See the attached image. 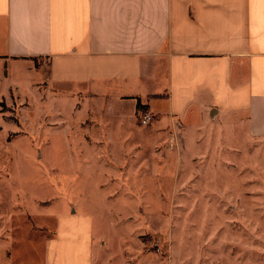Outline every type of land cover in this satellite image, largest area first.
<instances>
[{
	"label": "crops",
	"instance_id": "0c3cea01",
	"mask_svg": "<svg viewBox=\"0 0 264 264\" xmlns=\"http://www.w3.org/2000/svg\"><path fill=\"white\" fill-rule=\"evenodd\" d=\"M5 69L33 74L28 84H45L49 111L89 122L80 136L110 149L116 136L144 149L139 135L153 149L170 127L178 142L169 149L202 131L209 149L230 148L237 134L264 146V0H0ZM138 100L149 126L136 124ZM167 154L162 167L141 169L167 178L178 166ZM62 194L53 235L33 249L0 241V264H98L96 213L82 195Z\"/></svg>",
	"mask_w": 264,
	"mask_h": 264
},
{
	"label": "rangeland",
	"instance_id": "374dc122",
	"mask_svg": "<svg viewBox=\"0 0 264 264\" xmlns=\"http://www.w3.org/2000/svg\"><path fill=\"white\" fill-rule=\"evenodd\" d=\"M32 75L0 71L1 242L42 244L70 191L96 213L98 264H264V146L241 145L237 134L230 148L209 149L202 131L183 137L184 149H169L178 142L170 127L153 149L149 135L132 138L144 149H125L119 136L110 149L80 136L89 122L49 111L45 84L30 86ZM144 113L137 112L138 126L153 122L143 125ZM66 126L70 135L61 131ZM167 153L178 165L167 178L141 169L162 167Z\"/></svg>",
	"mask_w": 264,
	"mask_h": 264
},
{
	"label": "built area",
	"instance_id": "2783aa9c",
	"mask_svg": "<svg viewBox=\"0 0 264 264\" xmlns=\"http://www.w3.org/2000/svg\"><path fill=\"white\" fill-rule=\"evenodd\" d=\"M152 120H153V116L149 112H146L141 115V122L143 125H149Z\"/></svg>",
	"mask_w": 264,
	"mask_h": 264
},
{
	"label": "trees",
	"instance_id": "16d2710c",
	"mask_svg": "<svg viewBox=\"0 0 264 264\" xmlns=\"http://www.w3.org/2000/svg\"><path fill=\"white\" fill-rule=\"evenodd\" d=\"M137 106H138V109H140V110H142V109L146 110L145 109L146 107L141 104L140 100H138Z\"/></svg>",
	"mask_w": 264,
	"mask_h": 264
}]
</instances>
